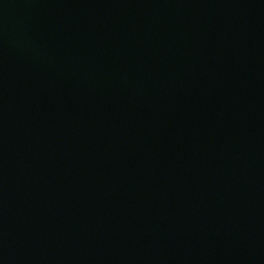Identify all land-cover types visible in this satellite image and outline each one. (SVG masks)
<instances>
[{"label": "water", "instance_id": "95a60500", "mask_svg": "<svg viewBox=\"0 0 264 264\" xmlns=\"http://www.w3.org/2000/svg\"><path fill=\"white\" fill-rule=\"evenodd\" d=\"M0 264H264V0H0Z\"/></svg>", "mask_w": 264, "mask_h": 264}]
</instances>
